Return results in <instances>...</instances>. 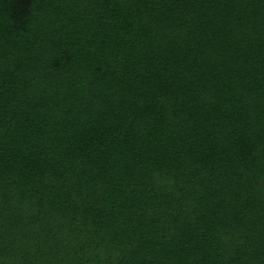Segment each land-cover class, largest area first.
I'll return each instance as SVG.
<instances>
[{
	"label": "trees",
	"instance_id": "16d2710c",
	"mask_svg": "<svg viewBox=\"0 0 264 264\" xmlns=\"http://www.w3.org/2000/svg\"><path fill=\"white\" fill-rule=\"evenodd\" d=\"M0 264H264V0H0Z\"/></svg>",
	"mask_w": 264,
	"mask_h": 264
}]
</instances>
